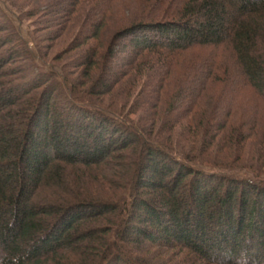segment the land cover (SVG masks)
Segmentation results:
<instances>
[{
  "label": "trees",
  "instance_id": "1",
  "mask_svg": "<svg viewBox=\"0 0 264 264\" xmlns=\"http://www.w3.org/2000/svg\"><path fill=\"white\" fill-rule=\"evenodd\" d=\"M10 4L0 264H264V0Z\"/></svg>",
  "mask_w": 264,
  "mask_h": 264
},
{
  "label": "rangeland",
  "instance_id": "2",
  "mask_svg": "<svg viewBox=\"0 0 264 264\" xmlns=\"http://www.w3.org/2000/svg\"><path fill=\"white\" fill-rule=\"evenodd\" d=\"M11 0H0V7L2 10L8 15V17L11 19L13 25L16 26V28L19 29L20 34L25 38V40L29 43V48L35 49V43L34 39L30 37V33L34 30V24L35 21L39 20L40 18H30L28 16V10L29 8L27 6L22 7L21 9L15 8L10 4ZM13 1V0H12ZM21 17V19H20ZM42 30L39 32L42 35H46L44 30H47L46 27H42ZM43 42L41 45V49L45 54H49V58H54L55 54H59L58 51H56L55 48V42Z\"/></svg>",
  "mask_w": 264,
  "mask_h": 264
}]
</instances>
